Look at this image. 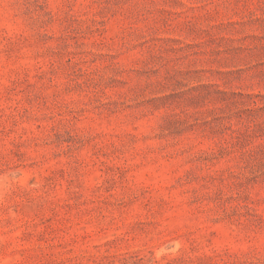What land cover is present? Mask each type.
<instances>
[{"label": "rangeland", "instance_id": "rangeland-1", "mask_svg": "<svg viewBox=\"0 0 264 264\" xmlns=\"http://www.w3.org/2000/svg\"><path fill=\"white\" fill-rule=\"evenodd\" d=\"M0 264H264V0H0Z\"/></svg>", "mask_w": 264, "mask_h": 264}]
</instances>
